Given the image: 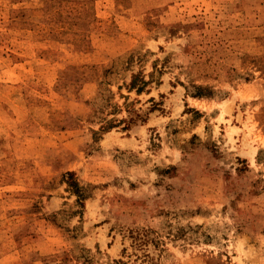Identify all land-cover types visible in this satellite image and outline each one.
Listing matches in <instances>:
<instances>
[{
  "label": "rangeland",
  "instance_id": "obj_1",
  "mask_svg": "<svg viewBox=\"0 0 264 264\" xmlns=\"http://www.w3.org/2000/svg\"><path fill=\"white\" fill-rule=\"evenodd\" d=\"M0 264H264V0H0Z\"/></svg>",
  "mask_w": 264,
  "mask_h": 264
}]
</instances>
